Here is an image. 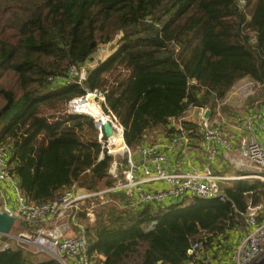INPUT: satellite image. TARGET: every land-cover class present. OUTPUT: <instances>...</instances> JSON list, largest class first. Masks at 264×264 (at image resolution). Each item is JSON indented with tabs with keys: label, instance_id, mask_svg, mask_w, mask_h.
<instances>
[{
	"label": "trees",
	"instance_id": "16d2710c",
	"mask_svg": "<svg viewBox=\"0 0 264 264\" xmlns=\"http://www.w3.org/2000/svg\"><path fill=\"white\" fill-rule=\"evenodd\" d=\"M5 1L0 143L11 144L9 170L28 200L51 201L73 182L91 191L115 184L109 167L123 156L102 151L91 116L65 112L86 89L104 93L133 149L169 135V119L189 105L214 115L242 78L258 82L264 94V0ZM101 47L110 53L96 60ZM92 60L82 84L48 81ZM189 124L188 132H198ZM222 188L224 202L186 197L163 208L129 207L122 194L111 193L94 206L89 252L102 256L97 264H183L195 239L207 250L220 247L234 229L246 228L247 200L262 204L264 182L243 178ZM141 243V259L127 262ZM42 255L9 249L0 252V264H60Z\"/></svg>",
	"mask_w": 264,
	"mask_h": 264
},
{
	"label": "built area",
	"instance_id": "2783aa9c",
	"mask_svg": "<svg viewBox=\"0 0 264 264\" xmlns=\"http://www.w3.org/2000/svg\"><path fill=\"white\" fill-rule=\"evenodd\" d=\"M238 3L243 6L245 0H238ZM105 49L107 50L105 47L102 51ZM99 59L100 57L96 58ZM95 64L96 61L90 67L86 63L71 66L66 75L49 76L48 81L53 86L68 83L71 79L82 84L88 70ZM190 83H196V80L190 79ZM259 85L245 77L232 86L231 94L248 95ZM88 100L99 105L106 114L105 120L112 128L111 135L104 134L105 120H97L92 115L79 111L78 105ZM65 112L91 116L102 151L105 150L109 155L123 156L121 167L115 172L109 171L116 182L97 191L88 190L73 182L51 201L28 200L19 186L18 178L9 170L11 144L0 143V213L14 218L8 231H0V252L18 248L34 254H45L60 264H97V259L102 256L89 252V232L87 226L80 222V217L92 224L95 219L94 206L107 202L111 193L122 194L125 205L133 208H163L170 201L179 202L186 197L216 198L224 202L226 195L222 184L240 177L214 172L211 161L220 150L227 152L225 156L230 163L248 167L251 171L248 177L264 182V121L257 127L260 132L258 136L254 119H246L241 126L245 136L235 146L230 137L212 122L208 107L189 105L182 115L169 119L172 129L169 135L162 134L163 136L133 149L125 143L124 127L107 107L101 90L86 89L84 95L67 102ZM189 119L200 133L199 145L205 162L193 165L188 170H170L167 168L169 155L174 156L189 146V132L186 129ZM114 135L121 136L123 147L110 152L107 144L113 140ZM116 162L114 160L111 165ZM261 210V203L253 204L251 200H247L246 210L242 215L248 230L235 245L232 260L228 264H264V217L261 221L258 220ZM202 249L200 240L191 241L186 249L189 262H197Z\"/></svg>",
	"mask_w": 264,
	"mask_h": 264
},
{
	"label": "crops",
	"instance_id": "0c3cea01",
	"mask_svg": "<svg viewBox=\"0 0 264 264\" xmlns=\"http://www.w3.org/2000/svg\"><path fill=\"white\" fill-rule=\"evenodd\" d=\"M261 86L259 85L255 88L250 94L243 95L249 96V98L245 99L243 102L239 103L236 108V105L233 98H239L240 96H235L231 94V90L226 93L225 97L222 99L220 103L226 105L227 108L224 111L221 108H218L214 115H210V119L216 125H218L221 130L227 134L233 145H238V143L244 138L245 132L241 129L243 122L252 117L254 119V127L256 129V133L260 136V132L258 130V125L264 121V94L260 90ZM242 96V97H243ZM245 98V97H244ZM219 105V107H220ZM240 106V107H239ZM242 108V110H241ZM244 108V109H243ZM192 119V118H190ZM188 120L186 125L190 126L189 123L194 125L192 120ZM191 127V126H190ZM191 134H189V146L181 149L176 155L172 156L169 155L167 160V168L173 171H182L188 170L193 165H200L201 163L205 162L203 157V153L200 150V133L190 130ZM163 136L162 133L157 134V138ZM227 152L225 150H220L218 155L211 161V167L214 169V172L220 175H231L240 177L238 179L243 178H251L247 175L250 174V170L248 167L245 166H235L234 164L230 163L228 158L225 156ZM234 179V180H238ZM232 180V181H234ZM227 182L228 184L231 183ZM162 186V185H160ZM177 202V201H170L166 203L167 205ZM203 249L200 253V258L197 262L191 263L189 260L183 264H199L203 261ZM206 255H209V252H206ZM228 264V263H222Z\"/></svg>",
	"mask_w": 264,
	"mask_h": 264
},
{
	"label": "rangeland",
	"instance_id": "374dc122",
	"mask_svg": "<svg viewBox=\"0 0 264 264\" xmlns=\"http://www.w3.org/2000/svg\"><path fill=\"white\" fill-rule=\"evenodd\" d=\"M0 2L2 3L3 6H6V5L9 4V2H6L5 0H0ZM104 48L105 47H101L100 49H98L97 52H95V54H94L95 55V58H97V57L103 58L104 56H106L107 54L110 53V50H108V49L107 50L105 49L104 51H102ZM92 63H94V60H92L90 62H86V64L88 65V67H90V64H92ZM231 88H230V90H232ZM243 95H245V94H241V96L239 98H233L232 99L234 101L235 105H236V108H238L237 105L239 103H241L245 99L249 98V96H243ZM241 110H242V108H241ZM103 117L105 118V116H103ZM155 139L156 138H153L151 140L153 141ZM117 165H118V168H117ZM119 166H120V164L118 162H116V163L110 165L109 171L111 170V171L115 172V171H117L119 169ZM114 200L116 201V198L115 197H114ZM184 201L186 203L188 200L187 201L184 200ZM262 204H263L262 205V210L264 212V201L262 202ZM80 222L85 227L88 226V225H90L89 222L86 221L83 217H80ZM92 224H94V222ZM245 227L246 228H242V227L239 226L236 229H234L232 231V233L229 234V238L220 247L215 246V247H213L212 249H209V250H207L206 248L203 247V253H202V255H203L202 256L203 257V261H202V263H199V264H222V263H230L231 260H232V255L234 254V251H235V245L245 235V233H246V230L245 229L248 230L247 226H245ZM144 248H145V245L143 243H141L136 248L135 251H133L132 253H130V255L128 256V258L126 259V261L127 262H130V263L135 262V261H139L141 259L142 254H143ZM206 252H209V255H206ZM40 255H42V254H39V256Z\"/></svg>",
	"mask_w": 264,
	"mask_h": 264
},
{
	"label": "bare ground",
	"instance_id": "6f19581e",
	"mask_svg": "<svg viewBox=\"0 0 264 264\" xmlns=\"http://www.w3.org/2000/svg\"><path fill=\"white\" fill-rule=\"evenodd\" d=\"M100 106L97 105L95 102H92L90 100L85 101L84 103L78 105V109L81 112L87 113L89 115H92L95 119L97 120H105L106 119V114L103 112L105 118L103 117V114L99 110ZM107 147L109 148V151H116L119 150L123 147V140L121 136L114 135L113 140L107 144ZM61 225V224H59Z\"/></svg>",
	"mask_w": 264,
	"mask_h": 264
},
{
	"label": "water",
	"instance_id": "95a60500",
	"mask_svg": "<svg viewBox=\"0 0 264 264\" xmlns=\"http://www.w3.org/2000/svg\"><path fill=\"white\" fill-rule=\"evenodd\" d=\"M103 131L105 136L111 135L112 128L108 121H104L103 123ZM14 218L7 215L6 213H0V231H8L13 224Z\"/></svg>",
	"mask_w": 264,
	"mask_h": 264
}]
</instances>
